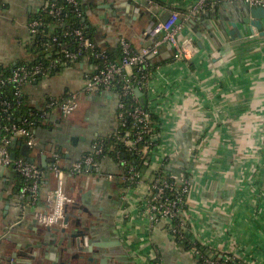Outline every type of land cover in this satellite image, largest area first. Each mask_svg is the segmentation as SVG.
<instances>
[{"label":"crops","instance_id":"0c3cea01","mask_svg":"<svg viewBox=\"0 0 264 264\" xmlns=\"http://www.w3.org/2000/svg\"><path fill=\"white\" fill-rule=\"evenodd\" d=\"M42 2L0 0V64L30 58L28 23ZM192 2L81 0V6L92 40L110 52L121 36L135 48L150 45L155 22L179 10V41L194 50L175 59L162 43L152 57L148 90L138 95L160 130L158 153L147 169L155 172L160 154L167 152V168L192 177L187 218L197 242L219 255L231 253L238 264H264V18L263 34L256 30L253 36L241 4L221 1L185 18ZM91 64L79 59L26 85L25 104L35 109L46 97L81 90ZM116 105L108 91H81L73 113L49 115L36 127L34 148L17 140L16 154L43 171L37 207L56 186L48 169L51 150L60 153L62 167L76 161L117 127ZM99 169L64 174L73 203L53 226L38 224L35 207L19 204L18 174L0 169V264H152L155 253L160 264H199L164 221L149 220L147 191L119 178L122 165L105 155ZM77 231L83 233L79 245L72 237Z\"/></svg>","mask_w":264,"mask_h":264},{"label":"built area","instance_id":"2783aa9c","mask_svg":"<svg viewBox=\"0 0 264 264\" xmlns=\"http://www.w3.org/2000/svg\"><path fill=\"white\" fill-rule=\"evenodd\" d=\"M55 1L43 0L39 10L47 11L49 15L57 18L62 13L63 6ZM64 1L71 5L77 17L81 16L78 0ZM221 1L264 7V0H194L187 6L184 17L216 7ZM180 14L178 9H173L167 18L155 22L148 32V36L153 39L150 45L135 48L126 37L121 36L118 42L120 57L117 62L111 61L107 50L98 47L80 27H75L69 32L73 35L74 48L61 47L55 51H48L43 58L47 59V62L34 61L30 58L23 63H17V61L9 65L0 64L8 68L7 73L0 72V89L8 85L13 86L12 99L0 101V120L2 121L0 124V169L9 168L18 174L21 180L18 190L19 204L22 207H35L33 214L38 224L57 225L64 219L66 206L73 203V199L64 190V174H79L87 171L99 174L100 159L106 154L102 138L115 137L122 142L127 151L135 153L141 162L146 163V168L142 172L133 165L123 167L119 178L128 186L145 187L147 192H145L144 206L149 220L153 223L164 221L165 227L173 238L174 236L187 237L194 245L191 247L194 255L203 257L204 264H238L231 253L216 256V251L206 247L201 250L196 246L198 242L187 218V200L191 191L192 177L184 171L169 169L165 170L164 175L155 174L169 161V154L165 151L159 156L161 161L159 168L155 172L147 169L151 166V157L158 150L160 130L154 114L147 106L143 107L136 91L148 90L151 75L149 59L157 54L162 43L168 44L173 49L175 59L185 57L189 49L194 50L189 42L179 41L178 36L183 27L179 21ZM42 24L39 17L30 19L28 27L31 37L36 35L38 27ZM251 28L252 35H256V29ZM50 41L57 44V35L51 34ZM79 59H88L92 63L90 71L84 75L81 90L68 91L61 98L46 97L39 108L27 106L29 115L23 117L21 123L13 121L9 110L24 104L26 85L54 72V69ZM81 91H108L114 94L117 98V127L113 132L97 138L88 151L67 166L62 167L60 153L55 149L51 150L48 169L56 179V186L44 195L43 205L37 207L42 189L43 171L36 162L18 156L14 143L19 140L28 148H34L37 126L32 124H41L52 114L66 117L73 113L79 105ZM12 153L15 154L14 157L11 156ZM117 162L122 166L125 164L121 160ZM152 264H160L156 253Z\"/></svg>","mask_w":264,"mask_h":264},{"label":"trees","instance_id":"16d2710c","mask_svg":"<svg viewBox=\"0 0 264 264\" xmlns=\"http://www.w3.org/2000/svg\"><path fill=\"white\" fill-rule=\"evenodd\" d=\"M81 7V16L77 17L75 13L72 11V7L70 4H68L64 0H56L57 4H61L63 6L62 13L56 18L47 13V11L39 10L32 18H41L43 24L38 27V32L36 35H34L32 44L30 45L28 51L30 58H33L34 61H44L47 62V59H43L45 54L48 51H55L58 50L61 47L66 48H74V41H73V35L69 33L71 29L75 27H80L85 35L91 38V35L89 33V29L86 27L87 23L85 21L84 17V11L81 6V0H78ZM56 24V25H55ZM51 34L57 35L58 42L57 44L50 41ZM109 53V59L111 61L117 62L120 57V51L119 47L115 50ZM23 59L18 61L17 63H23L26 60L30 59ZM150 63V69L153 67L152 65V57L149 59ZM7 67L0 66V72L7 73ZM58 69V68H57ZM57 69H54L57 70ZM0 101L2 99H12V92H13V86L8 85L5 88L0 89ZM24 104L13 107L9 110V115H11L13 118V121L15 123H21V119L27 115H29V109L27 105L25 104V100H23ZM143 107L146 108V105L143 104ZM4 116V115H1ZM155 117V116H154ZM153 117V118H154ZM2 121L0 120V124ZM32 125H41L40 123H34ZM31 125V126H32ZM99 139V138H98ZM102 140L105 143V155L110 156L114 161H124V165H133L136 167L138 171L144 170L146 168V163L141 162L139 159V156L135 153L129 152L126 150L122 142L115 138V137H105L102 138ZM15 147L17 146V141L14 143ZM112 147V149H110ZM169 161L163 165L160 171H156L155 174H166L165 170H168L167 165ZM170 165V164H169ZM171 169V168H170ZM21 182V180H20ZM21 186V183L18 186V190ZM175 237V241L178 245L185 247L186 249H191L192 246H194L187 237ZM196 246L199 247L201 250L203 249V245H200L199 243H196ZM196 259L198 260L199 264H204L203 257L200 255H195ZM218 256V254L216 255Z\"/></svg>","mask_w":264,"mask_h":264},{"label":"water","instance_id":"95a60500","mask_svg":"<svg viewBox=\"0 0 264 264\" xmlns=\"http://www.w3.org/2000/svg\"><path fill=\"white\" fill-rule=\"evenodd\" d=\"M242 10L244 11V17H243V21L246 24L251 25V27H254L257 31H259V34H263V29H262V18H264V7H251L248 6L245 3H242ZM232 25L235 27V23H232ZM88 27V25L86 26ZM231 33H233V31H231ZM137 90V89H136ZM137 95H141V91H136ZM142 104H144V100L141 99ZM12 157L15 156L14 153L11 154ZM178 167L179 168H183V162H178ZM83 235V233L81 231H77V233H73L72 237H76V241L79 245V241H81L82 239H79L80 236ZM91 259V258H89Z\"/></svg>","mask_w":264,"mask_h":264},{"label":"flooded vegetation","instance_id":"af4514ba","mask_svg":"<svg viewBox=\"0 0 264 264\" xmlns=\"http://www.w3.org/2000/svg\"><path fill=\"white\" fill-rule=\"evenodd\" d=\"M64 218H65V216H64Z\"/></svg>","mask_w":264,"mask_h":264}]
</instances>
